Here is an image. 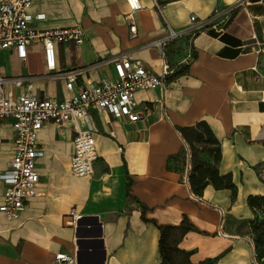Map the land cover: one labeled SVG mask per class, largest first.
<instances>
[{"label": "crops", "instance_id": "0c3cea01", "mask_svg": "<svg viewBox=\"0 0 264 264\" xmlns=\"http://www.w3.org/2000/svg\"><path fill=\"white\" fill-rule=\"evenodd\" d=\"M138 1L140 9L130 20L126 0H33L30 13L44 14L31 21L33 28L79 25L84 30L80 45L55 46L58 70L126 53L159 73V53L145 44L164 35L165 24L180 30L191 15L203 19L214 8L229 11L220 35L208 26L166 45L165 57L175 73L162 99L159 88L135 92L142 112L135 121L88 111L98 155L91 174L75 176L69 169L72 122L46 123L38 131V195L18 221L0 213V264H53L59 253L72 264H260L249 228L256 213L247 198L264 197V0ZM154 2L163 6L162 15ZM190 49L192 62L179 64ZM46 73L42 44L28 46L23 61L13 49L0 50L2 76L31 77L19 87L7 84L8 97L68 98L64 81ZM111 73L112 65L105 64L78 81ZM199 123L209 128L220 158L215 162L214 152L199 157L220 176L230 175L234 193L212 184L200 195L192 192L191 149L179 129ZM191 143L197 150L215 149L202 141ZM11 145L6 120L0 131V173L11 158ZM3 190L0 178V203ZM215 206L224 210L221 221Z\"/></svg>", "mask_w": 264, "mask_h": 264}, {"label": "built area", "instance_id": "2783aa9c", "mask_svg": "<svg viewBox=\"0 0 264 264\" xmlns=\"http://www.w3.org/2000/svg\"><path fill=\"white\" fill-rule=\"evenodd\" d=\"M32 2L33 0H0V50L13 49L17 58L23 61L27 56L28 46L33 43L42 44L47 76L63 80L70 96L58 100L24 93L13 99L5 94V86L7 84L22 86L31 77H4L0 74V131L6 120H9L12 130L11 158L0 173V178L4 182L0 213L8 221H18L27 202L38 195L39 176L36 171V160L42 154V150L37 142V133L46 123L60 127L65 122H72L75 136L69 169L75 176L91 174L98 155L88 111L106 112L116 119L135 121L142 114L134 100L135 92L159 88L162 99L166 81L175 73V69L170 67L165 57L166 45L185 35L192 38L208 26L220 35L229 11V8H214L203 19L191 15L187 27L180 30H174L165 24L166 33L145 44L154 47L159 53L161 59L159 73L144 68L139 61L130 59L126 53L92 64L58 70L55 46L64 43L80 45L84 40V30L79 25L51 29L33 28L30 25L31 21L44 19V14H31L29 9ZM126 2L131 20V15L140 9V4L138 0ZM154 6L162 15L163 6L156 2ZM130 31L135 33L133 25ZM193 58L190 49L179 64L188 65ZM105 64L112 65L110 75L103 76L97 81H78L83 74ZM162 115L167 118L164 109ZM82 122L85 125L82 126L80 124ZM215 207L221 221L224 210L219 206ZM72 221H75V218ZM72 261L66 254L59 253L55 255L53 264H72Z\"/></svg>", "mask_w": 264, "mask_h": 264}, {"label": "trees", "instance_id": "16d2710c", "mask_svg": "<svg viewBox=\"0 0 264 264\" xmlns=\"http://www.w3.org/2000/svg\"><path fill=\"white\" fill-rule=\"evenodd\" d=\"M199 128L202 129V133L205 135L204 139L202 133L197 132ZM179 131L191 149V167L188 176V183L192 192L196 195H200L205 185L212 184L216 189H231L234 193L235 186L231 182L230 175L220 176L213 166L206 164L199 157V153L207 152L210 155L214 154L213 160L215 162L220 158L219 148L218 146H215L217 145V142L212 138L207 125L199 123L193 128H181ZM193 139L197 142L202 141L205 145H214L215 149L203 146L200 150H197L191 143ZM212 152L214 153L212 154ZM247 204L256 213V217L249 224L250 231L254 237L253 243L255 257L260 264H264V197L249 196L247 198Z\"/></svg>", "mask_w": 264, "mask_h": 264}, {"label": "rangeland", "instance_id": "374dc122", "mask_svg": "<svg viewBox=\"0 0 264 264\" xmlns=\"http://www.w3.org/2000/svg\"><path fill=\"white\" fill-rule=\"evenodd\" d=\"M24 73H25V70H24ZM260 177H261V180H263V182H264V172H260Z\"/></svg>", "mask_w": 264, "mask_h": 264}]
</instances>
